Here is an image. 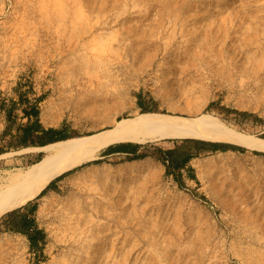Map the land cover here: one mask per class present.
Returning a JSON list of instances; mask_svg holds the SVG:
<instances>
[{"label":"rangeland","instance_id":"obj_1","mask_svg":"<svg viewBox=\"0 0 264 264\" xmlns=\"http://www.w3.org/2000/svg\"><path fill=\"white\" fill-rule=\"evenodd\" d=\"M26 104L67 138L143 107L264 138L234 112L264 120V0H0V134ZM176 139L113 143L55 178L21 206L42 248L3 229L0 264H264V150L203 154L176 176L157 149ZM44 154H0V182Z\"/></svg>","mask_w":264,"mask_h":264},{"label":"bare ground","instance_id":"obj_2","mask_svg":"<svg viewBox=\"0 0 264 264\" xmlns=\"http://www.w3.org/2000/svg\"><path fill=\"white\" fill-rule=\"evenodd\" d=\"M47 2L50 5L52 0ZM175 138L224 141L264 150V138L238 130L209 113L188 117L162 112H140L134 117L117 120L115 126L97 133L23 148L25 151L43 150L45 154L27 168L9 172L5 180L0 182V217L34 200L55 178L95 158L103 147L121 141L146 143ZM88 174L81 175L79 179L82 180Z\"/></svg>","mask_w":264,"mask_h":264},{"label":"trees","instance_id":"obj_3","mask_svg":"<svg viewBox=\"0 0 264 264\" xmlns=\"http://www.w3.org/2000/svg\"><path fill=\"white\" fill-rule=\"evenodd\" d=\"M21 101L28 102V99H21ZM144 112H156L149 107H143ZM237 115L244 118H251L255 121L264 120L259 119L256 115L246 111H234ZM13 111L8 113L9 127H15V131L11 130L7 134L3 132L0 134V154L10 151L12 149L18 150L28 146H42L51 142H56L62 139H68L67 135L60 133L59 130L46 127L40 120L39 110L36 104H26L23 107V119L26 121L16 122L13 119ZM7 126V127H8ZM82 136V135H79ZM78 137V136H73ZM264 137V135H263ZM71 138V137H69ZM177 145L166 148L157 147L161 152L160 158L166 165V173L178 176L183 169H192L190 162L203 154L213 153L217 151H244L245 148L221 141H209L197 138H182L176 139ZM135 143V142H134ZM116 152L126 151L122 147H117ZM255 153H260L255 151ZM145 155L141 152L134 153L128 158L130 160H137L143 158ZM100 159L93 160L92 163H98ZM3 229H9L29 237L30 244L38 249L42 248L44 244V233L39 228L38 221L34 215L32 208H16L3 214L0 218V232Z\"/></svg>","mask_w":264,"mask_h":264},{"label":"water","instance_id":"obj_4","mask_svg":"<svg viewBox=\"0 0 264 264\" xmlns=\"http://www.w3.org/2000/svg\"><path fill=\"white\" fill-rule=\"evenodd\" d=\"M221 142H223V141H221ZM228 143H230V142H228ZM232 144H235V143H232ZM236 145H239V144H236ZM240 146H243V145H240ZM244 147V146H243Z\"/></svg>","mask_w":264,"mask_h":264},{"label":"crops","instance_id":"obj_5","mask_svg":"<svg viewBox=\"0 0 264 264\" xmlns=\"http://www.w3.org/2000/svg\"><path fill=\"white\" fill-rule=\"evenodd\" d=\"M121 142H123V141H121ZM7 212H8V211H7ZM4 214H5V213H4ZM2 216H3V215H2ZM2 216H1V217H2Z\"/></svg>","mask_w":264,"mask_h":264}]
</instances>
